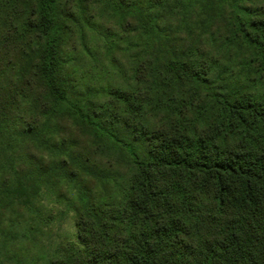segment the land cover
<instances>
[{"label":"trees","instance_id":"16d2710c","mask_svg":"<svg viewBox=\"0 0 264 264\" xmlns=\"http://www.w3.org/2000/svg\"><path fill=\"white\" fill-rule=\"evenodd\" d=\"M68 3L19 0L0 15V150L17 151L42 119L70 118L86 135L83 157L105 153L122 178L117 196L86 208L80 245L52 264H264L261 8L233 22L222 48L249 49L229 58L242 78L220 60L165 55L99 105L66 74Z\"/></svg>","mask_w":264,"mask_h":264},{"label":"rangeland","instance_id":"374dc122","mask_svg":"<svg viewBox=\"0 0 264 264\" xmlns=\"http://www.w3.org/2000/svg\"><path fill=\"white\" fill-rule=\"evenodd\" d=\"M67 1L74 21L62 38L66 74L93 91L91 101L99 105L107 87L131 89L140 72L147 77L154 63L164 66L165 55L210 65L220 60L242 78L229 58L248 56L249 49L222 48L233 22L253 9L264 13V0ZM18 2L0 0V15ZM82 130L70 118L42 119L34 136L21 135L17 151L0 150V264H52L80 245L78 222L86 208L117 196L121 175L107 167L105 153L83 157L88 143Z\"/></svg>","mask_w":264,"mask_h":264}]
</instances>
